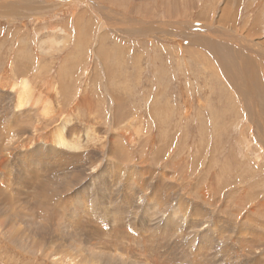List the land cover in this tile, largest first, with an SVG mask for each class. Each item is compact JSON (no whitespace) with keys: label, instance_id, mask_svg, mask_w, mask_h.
I'll use <instances>...</instances> for the list:
<instances>
[{"label":"rangeland","instance_id":"1","mask_svg":"<svg viewBox=\"0 0 264 264\" xmlns=\"http://www.w3.org/2000/svg\"><path fill=\"white\" fill-rule=\"evenodd\" d=\"M263 77L264 0H0V264H264Z\"/></svg>","mask_w":264,"mask_h":264},{"label":"bare ground","instance_id":"2","mask_svg":"<svg viewBox=\"0 0 264 264\" xmlns=\"http://www.w3.org/2000/svg\"><path fill=\"white\" fill-rule=\"evenodd\" d=\"M88 3V2H87ZM89 4L91 5V3L89 2ZM93 4V3H92ZM94 7V5H91ZM105 14V13H104ZM62 41V40H61ZM60 40L58 39H53V38H47L46 40H43L40 42L39 48L40 51L42 50L43 53L48 51V48H50V46L53 45H59ZM77 46V45H76ZM55 47V46H54ZM52 51V50H51ZM241 58V57H240ZM236 61V60H234ZM241 63V62H240ZM243 64V63H242ZM241 65V64H240ZM239 65L238 67V74H236L235 72L237 71H233V76H238L240 79L243 77L244 74V70H243V66L242 68H240L241 66ZM234 67V66H233ZM234 69V68H232ZM235 73V74H234ZM62 77V76H61ZM264 78V77H263ZM59 79V78H58ZM9 81V80H7ZM6 81V82H7ZM9 83V87L11 90H14L15 92V108L16 109H21L22 107L24 108V106H37L40 105V111L42 115H48L49 111H51L52 108V104L51 101L49 99H47L46 96H41L39 93H34L33 89H32V84H30V81L25 78V77H21L20 80L18 81H10ZM7 84V83H6ZM250 85V84H249ZM53 86V85H52ZM235 86V85H234ZM236 88H238V86L236 85ZM249 89L248 84L247 86L243 85L240 89ZM238 88V90H240ZM25 106V107H26ZM31 109V108H30ZM52 112V111H51ZM9 127V126H8ZM65 127V126H64ZM9 130V129H8ZM92 128H90L89 126L86 127L83 135L84 137H88L90 132H91ZM93 131V130H92ZM95 133V132H94ZM93 134V133H92ZM260 135V133H257V135ZM92 137V135H91ZM259 137V136H258ZM83 139V137H82ZM80 139V140H82ZM87 139V138H86ZM91 138H89L90 140ZM93 139V138H92ZM54 142L56 143L57 147H66L68 149H74L76 148L77 145V141L74 142L67 140L64 136H62L61 134L57 133L55 134V136L53 137ZM79 145V144H78ZM8 148V147H7ZM54 191V190H53ZM151 221V220H150ZM153 222V221H152ZM167 233V232H166ZM189 256V255H188ZM177 257V256H176ZM70 260V259H69ZM166 262V261H165ZM69 264V263H68Z\"/></svg>","mask_w":264,"mask_h":264},{"label":"crops","instance_id":"3","mask_svg":"<svg viewBox=\"0 0 264 264\" xmlns=\"http://www.w3.org/2000/svg\"><path fill=\"white\" fill-rule=\"evenodd\" d=\"M57 76H58V78H62L60 72L57 73ZM7 80H9V82H10L11 80H12V81H17V80L19 81L20 79H19V78H13V77H12V78L7 79ZM59 85H60V87H62V79H61V81L59 82ZM62 99H64V98H62ZM64 100H65V99H64ZM52 105H53V103H52ZM51 111H52V112H51V116H54V114H53V113L55 112V110H54V105H53V108H51ZM40 118H42V116H41Z\"/></svg>","mask_w":264,"mask_h":264}]
</instances>
